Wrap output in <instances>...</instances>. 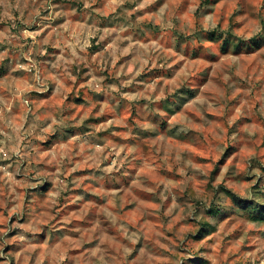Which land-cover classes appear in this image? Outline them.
<instances>
[{"label": "clouds", "instance_id": "obj_1", "mask_svg": "<svg viewBox=\"0 0 264 264\" xmlns=\"http://www.w3.org/2000/svg\"><path fill=\"white\" fill-rule=\"evenodd\" d=\"M0 264H264V0H0Z\"/></svg>", "mask_w": 264, "mask_h": 264}]
</instances>
